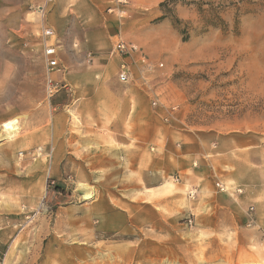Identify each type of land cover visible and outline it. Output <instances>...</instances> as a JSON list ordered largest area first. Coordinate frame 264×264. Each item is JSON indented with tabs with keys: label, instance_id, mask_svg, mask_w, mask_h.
Listing matches in <instances>:
<instances>
[{
	"label": "rangeland",
	"instance_id": "1",
	"mask_svg": "<svg viewBox=\"0 0 264 264\" xmlns=\"http://www.w3.org/2000/svg\"><path fill=\"white\" fill-rule=\"evenodd\" d=\"M163 1L108 12L114 0H51L53 70L35 7L19 32L0 24V264H264V215L248 224L214 213L189 195L184 170L158 187V131L168 125L179 143L187 132L226 145L228 163L208 167L229 194L256 165L264 172V0ZM116 37L163 64L146 84L134 66L139 96L129 103L125 91L97 94L99 79H116ZM120 110L131 130L141 125L127 145L113 133ZM103 155L114 162L98 166ZM77 171L96 186L89 200L76 192ZM157 187L158 201L145 199ZM101 196L118 212L112 226L101 225L107 209L80 208Z\"/></svg>",
	"mask_w": 264,
	"mask_h": 264
},
{
	"label": "crops",
	"instance_id": "2",
	"mask_svg": "<svg viewBox=\"0 0 264 264\" xmlns=\"http://www.w3.org/2000/svg\"><path fill=\"white\" fill-rule=\"evenodd\" d=\"M51 0H0V24H3L4 28L12 32H19L20 29L27 23L26 18V10L28 6L35 7L34 12L36 13V22L37 27L40 31V44L42 47V34L41 30L43 27H50L49 21L47 19V13L51 8L50 4ZM146 1V0H144ZM150 3L158 2V0H147ZM80 13V6H76L75 8ZM77 15V14H76ZM76 17V16H75ZM80 16H78L79 18ZM81 20V18H80ZM67 31L65 28L64 34L67 35ZM69 33V32H68ZM71 38V35H68ZM118 38V37H116ZM116 60V79L112 78L109 80H98L97 85V94H104L109 96L110 94H116L122 91L126 94V97L123 103H129L131 100L135 101L139 96V92L132 88L129 85L132 82L121 83L117 79V70L120 63V57L117 55H111ZM129 85L128 87H125ZM114 118L120 119V122H116L114 128V134L118 138V143L122 142L123 145H127L128 138L131 132L134 131L136 134L137 130L140 134L141 125L138 121H134L133 130H131L128 125L130 122H127L126 119H130L131 116H128V111L120 110L117 111ZM135 115H134V117ZM4 121L1 125H3ZM116 130L118 132H116ZM179 132L175 130L171 125L165 126V129L161 132L158 131V187L166 180V178L178 174L180 170H184L186 173L190 175L189 182L192 190L195 191V198H201L208 203V208L211 209L214 213L224 214V215H233L237 216L239 219H242L244 223L247 222V209L249 206H253L254 212V223H257L258 214L264 215V181L262 180V170L259 165H256V169H252L251 179L242 178L241 186H236L235 188H240V192L236 193H228L220 192L215 185L216 181H220L226 186L225 180L220 177H215L213 170L208 167L210 164L215 161H219L221 164L228 163V155L229 151L226 149V145L219 144L215 146V143H212V147L207 143L206 139H203L202 136L192 135L190 133H184V135L189 138L187 141H177V137ZM225 144V143H224ZM215 149V150H214ZM126 150V149H124ZM129 150V149H128ZM99 157V156H98ZM101 160L97 161V165L101 166L106 164V162H114V156L110 155L101 157ZM84 157L82 156L81 161L75 159V163L80 164V166H84L83 164ZM192 162V167L190 166ZM256 162H259L257 159ZM135 166L138 169V174L140 179L145 177V170L142 168L141 162H134ZM258 164V163H257ZM260 168V169H259ZM76 172V175H80V180H78L77 184H90L83 175L82 172ZM89 176V175H88ZM88 179L90 177H87ZM89 186L93 187L94 196L96 194V186L90 184ZM158 187L156 190H147V194L145 195V199L151 198L154 201H158ZM233 189V190H234ZM240 193V194H237ZM232 196H237V199H233ZM94 199V198H93ZM247 205V206H246ZM246 206V207H245ZM87 207L92 211H98L100 209H107V221L109 223H105V218L103 219V223L101 225L112 226L114 222L113 220L118 212L114 210L115 208L109 204L108 201L104 200V197L101 196L99 200L95 202H91L90 204H82L80 208ZM85 209V208H84ZM105 225V226H104ZM101 226V228H102ZM256 226V225H255ZM259 226V225H258ZM260 228V227H259ZM264 227L260 228V236H263L262 231ZM8 237V232L3 231L0 232V243H5Z\"/></svg>",
	"mask_w": 264,
	"mask_h": 264
},
{
	"label": "built area",
	"instance_id": "3",
	"mask_svg": "<svg viewBox=\"0 0 264 264\" xmlns=\"http://www.w3.org/2000/svg\"><path fill=\"white\" fill-rule=\"evenodd\" d=\"M129 0H114L113 6L108 7L107 11L112 12L113 10H117L120 12V8L126 6ZM42 34V47H43V54L46 57L47 62V69L53 70L57 67V49L58 45L55 41H50L51 37L53 36L52 29L49 27H43L41 30ZM111 55H117L120 57V63L117 70V79L121 83H128L136 81L134 78L133 68L137 66L140 69V75L138 81H141L143 84H146L145 73L148 71L153 70L155 67H161L163 64L161 62L153 64L147 57L144 50L131 41H126L122 38H116L114 41L111 50ZM47 90H52V82L49 79L47 81ZM157 103L156 99H152V104L155 105ZM166 119V118H165ZM179 177L175 176L173 178L174 181H178ZM216 188L220 192H227L228 189L226 186L221 183L220 181L215 182ZM240 188H235L233 193L240 192ZM190 196L195 195V191L191 190L189 192ZM254 208L253 206H249L247 209V217H248V224L254 222L253 216ZM186 222L189 224L191 223L190 219H186ZM264 234V233H263Z\"/></svg>",
	"mask_w": 264,
	"mask_h": 264
},
{
	"label": "water",
	"instance_id": "4",
	"mask_svg": "<svg viewBox=\"0 0 264 264\" xmlns=\"http://www.w3.org/2000/svg\"><path fill=\"white\" fill-rule=\"evenodd\" d=\"M76 192L82 200H88V197H93L94 195L93 187L86 184H78L76 186Z\"/></svg>",
	"mask_w": 264,
	"mask_h": 264
},
{
	"label": "trees",
	"instance_id": "5",
	"mask_svg": "<svg viewBox=\"0 0 264 264\" xmlns=\"http://www.w3.org/2000/svg\"><path fill=\"white\" fill-rule=\"evenodd\" d=\"M171 1H175V0H167V1H163V2H161L159 5H160V7H164V5H166L168 2H171Z\"/></svg>",
	"mask_w": 264,
	"mask_h": 264
},
{
	"label": "bare ground",
	"instance_id": "6",
	"mask_svg": "<svg viewBox=\"0 0 264 264\" xmlns=\"http://www.w3.org/2000/svg\"><path fill=\"white\" fill-rule=\"evenodd\" d=\"M1 136V135H0ZM2 138V137H1ZM94 196V195H93ZM92 197H88V200L91 199Z\"/></svg>",
	"mask_w": 264,
	"mask_h": 264
}]
</instances>
